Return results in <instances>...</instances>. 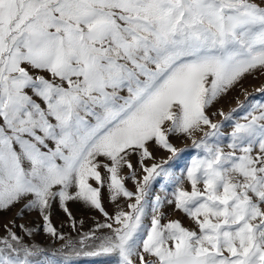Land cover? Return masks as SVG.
<instances>
[{"label": "snow or ice", "instance_id": "1", "mask_svg": "<svg viewBox=\"0 0 264 264\" xmlns=\"http://www.w3.org/2000/svg\"><path fill=\"white\" fill-rule=\"evenodd\" d=\"M256 73L264 0H0V211L22 204L60 251L116 264H264V85L209 114ZM173 135L196 152L179 175ZM152 145L168 158L148 164ZM57 201L73 229L69 203L105 222L66 239ZM5 231L0 264H70Z\"/></svg>", "mask_w": 264, "mask_h": 264}, {"label": "rangeland", "instance_id": "2", "mask_svg": "<svg viewBox=\"0 0 264 264\" xmlns=\"http://www.w3.org/2000/svg\"><path fill=\"white\" fill-rule=\"evenodd\" d=\"M262 85H264V74L256 73L254 76H246L240 82V84H238L227 96L221 99L219 103L214 107L209 109V114L211 115V113L218 112V110L221 109L225 113L229 112L232 108L237 107L238 101H245V94L251 95L255 93V90L257 88H260ZM257 98L264 99V97H261L258 94ZM213 119L215 122H219L222 120V117L216 115ZM224 131L228 132L230 131V128H225ZM199 135L200 134H196V138H199ZM170 142L177 149H187V151L181 154V158L177 163L176 172L177 175H179L180 170L187 162L191 160L196 152L191 148V140L185 136L173 135L170 137ZM150 150L153 152L155 160L147 161L148 164H151L153 162L160 163L163 160L167 159L170 155V153L166 152L165 150L159 149L155 145L150 146ZM131 160L132 163L138 168L139 165H137L136 163L137 158L133 156ZM128 172L129 170L125 169L122 174L127 175ZM162 183L164 182H158L154 185V194L163 196L165 189L161 186ZM126 184L130 190H135L133 181L128 180ZM103 205L109 215L114 214V212L116 211L115 204L109 202L106 193L103 200ZM121 206H123V202H121ZM22 207V204H18L9 210L0 211V237L6 235L5 225H7L8 227L12 228V230L16 232V234L19 235L26 243L45 247L49 252H56L57 255L62 258L64 252H68V250H64V252L60 251L62 249L64 241L54 240L43 231L42 217L37 211L25 210L23 216L21 217L19 213ZM68 207L73 217L77 221L76 229H73L69 226V218L59 206L58 201L53 202L50 209L52 223L57 227L59 232L64 234L66 239L69 236H71L73 239H78V232L87 233L91 229L95 228L97 223L105 222L106 218L97 210L85 208L77 203H69ZM161 210L166 214L168 218L180 219L186 226L191 227L190 222L184 217L183 213L174 211L171 206H164ZM20 225H23L24 229H22ZM26 229H32V235H26ZM68 255L70 257V264H116V258L112 256H86L83 255V253L77 256L72 254L71 252H68Z\"/></svg>", "mask_w": 264, "mask_h": 264}]
</instances>
